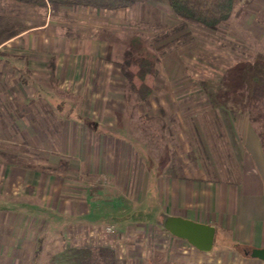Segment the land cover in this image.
<instances>
[{
  "label": "rangeland",
  "instance_id": "rangeland-1",
  "mask_svg": "<svg viewBox=\"0 0 264 264\" xmlns=\"http://www.w3.org/2000/svg\"><path fill=\"white\" fill-rule=\"evenodd\" d=\"M21 31L0 45V112L6 114L0 113V172L13 165L34 179L12 194L7 172L0 173V211L18 207L25 238L19 259L7 249L9 258L0 263L218 264L232 244L215 247L211 262H202L187 257L160 225L137 218L161 214L139 158L165 175L214 177V169L228 164L227 134L235 137L244 125L264 133V121L252 124L244 105L226 98L220 85L228 67L264 53V0H237L230 19L215 28L180 19L167 0H134L118 10L0 0V42ZM134 35L157 59L145 101L127 88L122 67ZM117 149L119 160L132 162L125 161L126 178L119 181L106 172L113 164L99 171L98 162L102 150L114 161ZM85 197L101 213L100 235L90 229L67 235L75 220L66 219L63 200L76 205ZM232 252L243 254L241 247Z\"/></svg>",
  "mask_w": 264,
  "mask_h": 264
},
{
  "label": "crops",
  "instance_id": "crops-1",
  "mask_svg": "<svg viewBox=\"0 0 264 264\" xmlns=\"http://www.w3.org/2000/svg\"><path fill=\"white\" fill-rule=\"evenodd\" d=\"M16 37L1 41L0 45L5 44V42H12ZM8 100H11L12 103L14 102L13 97H8ZM0 113L2 114L1 116H6L3 111ZM16 113L17 118H19L20 114ZM227 135L228 139L226 140H229V144H225V147L229 149L227 155L228 164L214 169V177H195L190 174L165 175L157 169L150 168L145 158L141 156L139 158V170L147 173V193H151L150 195L154 197V203L161 211V214L158 215L157 220H152L146 215L138 216L137 218L141 221L143 220L144 223L149 220L152 221L151 224L160 225L163 230H161L162 234L169 237L172 241L176 240L178 242L176 243L177 247L186 253L189 258L198 256V258L203 259L202 262L210 263L211 255L208 254L213 252L217 246L226 248L223 244L229 243L233 245L232 249L226 252V255L219 257V260L216 259L218 264H264L262 260L253 259L239 253L236 256L232 252V250L236 251L239 247L251 249L264 247V153L261 141L252 125H244L240 132L234 133L235 137H232L233 133ZM120 150L114 151L117 158L114 161L112 160L113 163L109 158L106 161L104 154H102L105 150H102L98 158L99 166H101L99 171H102V166L106 168L113 164L111 166L114 170L109 167L106 172L114 175L118 181L126 178L125 161H127L129 167H132V162L129 159L119 160ZM104 163L107 164L104 166ZM127 169L131 173L132 170L130 168ZM2 171L3 173L7 172L6 175L10 178L12 194H16L14 189L21 188L26 180L30 184V178H32V181L34 179V175L28 173V170L13 165L7 166L5 171L4 169ZM123 172L124 175L122 176ZM16 199L18 200V198ZM70 199L73 200L74 198ZM67 201L70 202L67 199L63 200L65 203H63V210L67 215L66 219L75 220L73 221L75 224L72 229L65 230V233L71 235L83 229H90V234L94 236L100 235L99 222L101 221V213L94 209L92 198L85 197L76 205L73 202L68 205ZM27 204V214L34 217L35 202L29 201ZM68 208H70V211ZM147 209V205H145L141 206L139 210L143 213ZM18 216H20L18 207H13L6 212L0 211L1 261L9 258V255L6 254L7 249L10 250L11 259H19V247L24 243L25 238L23 239L24 233L20 236L18 231L19 227L16 223ZM172 218H181L214 227L216 232L212 249L210 251H201L186 239L171 233L166 226ZM96 228L98 231H95ZM171 249L170 253L173 252L172 254L174 255L176 250ZM221 252L225 251L221 249ZM155 259L158 263L162 261L160 257Z\"/></svg>",
  "mask_w": 264,
  "mask_h": 264
},
{
  "label": "trees",
  "instance_id": "trees-1",
  "mask_svg": "<svg viewBox=\"0 0 264 264\" xmlns=\"http://www.w3.org/2000/svg\"><path fill=\"white\" fill-rule=\"evenodd\" d=\"M32 7L49 5H73L99 10H118L129 8L134 0H13ZM173 12L182 20L194 21L206 28H215L227 22L235 12L237 0H167ZM21 32L12 34L6 40ZM156 57L150 47L134 35L125 50L123 72L127 88L137 95V100L145 101L153 92L149 80L157 73ZM53 66V63H51ZM220 85L226 98L242 103L252 124L264 121V53L257 54L253 60H239L227 68ZM220 98L221 95H218ZM263 153L264 133L257 132ZM242 253L246 255L241 247Z\"/></svg>",
  "mask_w": 264,
  "mask_h": 264
},
{
  "label": "water",
  "instance_id": "water-1",
  "mask_svg": "<svg viewBox=\"0 0 264 264\" xmlns=\"http://www.w3.org/2000/svg\"><path fill=\"white\" fill-rule=\"evenodd\" d=\"M166 228L174 235L184 238L201 251H210L215 241V228L210 225L181 218H172ZM246 255L264 261V247L252 248Z\"/></svg>",
  "mask_w": 264,
  "mask_h": 264
},
{
  "label": "built area",
  "instance_id": "built-area-1",
  "mask_svg": "<svg viewBox=\"0 0 264 264\" xmlns=\"http://www.w3.org/2000/svg\"><path fill=\"white\" fill-rule=\"evenodd\" d=\"M109 230V229H108Z\"/></svg>",
  "mask_w": 264,
  "mask_h": 264
}]
</instances>
